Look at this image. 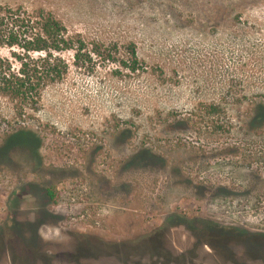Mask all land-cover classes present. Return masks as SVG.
Here are the masks:
<instances>
[{"label": "rangeland", "instance_id": "obj_1", "mask_svg": "<svg viewBox=\"0 0 264 264\" xmlns=\"http://www.w3.org/2000/svg\"><path fill=\"white\" fill-rule=\"evenodd\" d=\"M7 7L54 16L115 59L94 53L87 69L67 53L69 74L36 111L0 97L3 261L35 264L81 242L143 246L166 231L175 256L238 264L212 240L216 252L194 251L188 227L264 233V0H0ZM12 50L0 46L18 67Z\"/></svg>", "mask_w": 264, "mask_h": 264}, {"label": "trees", "instance_id": "obj_2", "mask_svg": "<svg viewBox=\"0 0 264 264\" xmlns=\"http://www.w3.org/2000/svg\"><path fill=\"white\" fill-rule=\"evenodd\" d=\"M0 27V46L17 48L11 54L19 64L15 67L0 51V97L11 98L21 109L36 111L45 88L65 80L71 68L67 53L73 54L77 66L87 65V69L92 67L88 63L95 54H102L104 60L115 59L113 50L90 49L80 34H72L61 21L44 12L0 8ZM132 55L135 64L131 68L136 71L135 48ZM26 130L21 128L18 134L28 137ZM50 195L54 197V192Z\"/></svg>", "mask_w": 264, "mask_h": 264}, {"label": "flooded vegetation", "instance_id": "obj_3", "mask_svg": "<svg viewBox=\"0 0 264 264\" xmlns=\"http://www.w3.org/2000/svg\"><path fill=\"white\" fill-rule=\"evenodd\" d=\"M47 191L49 196L53 197L50 195V190ZM13 223L16 225L18 221H14ZM188 228L194 238V242L192 244L194 251H196L195 249H201L202 245H204L203 247L207 248L206 250H215L214 252H216L217 249L209 247L212 243L209 240H212L220 246V249H222L221 251L225 250L227 255L233 257L238 264H249L248 261L240 258L241 255L239 256L238 249L243 248V250L249 254L254 252L264 254V233L252 231L249 228L243 227L228 228L225 230L226 232L195 226ZM0 230L2 235L4 230L3 227H1ZM34 234L39 235L38 231H35ZM164 234H166V231L157 232L156 235L153 236L154 242L143 246H137L127 242L112 241L103 243L81 242L71 244L65 248L62 247V249L58 252H48L43 254L46 255L44 256V259H40L38 261L32 259V261H34L35 264H40V262L42 264H95L96 261H102V264H181L183 262L184 264H197L195 258L193 257L190 261L184 260L178 255L175 256L172 250L166 249L163 246ZM28 235H31V232ZM233 235H238V237L244 238H241L240 241H232L229 237H232ZM204 239H207L208 241H202ZM39 246L41 247L42 244ZM218 252L219 251H217V253ZM220 254L221 253L219 252L217 255ZM106 257H108L107 261H105ZM132 258H135L134 263H132ZM23 261L24 260H21L20 258H16L10 260V263L8 264H26V261ZM0 264H7L3 261L2 255H0Z\"/></svg>", "mask_w": 264, "mask_h": 264}, {"label": "water", "instance_id": "obj_4", "mask_svg": "<svg viewBox=\"0 0 264 264\" xmlns=\"http://www.w3.org/2000/svg\"><path fill=\"white\" fill-rule=\"evenodd\" d=\"M132 259H133L132 263H134L135 262V260H134L135 258H132Z\"/></svg>", "mask_w": 264, "mask_h": 264}]
</instances>
